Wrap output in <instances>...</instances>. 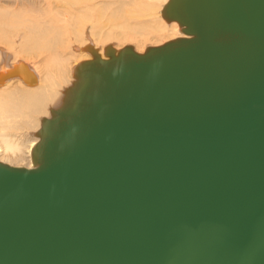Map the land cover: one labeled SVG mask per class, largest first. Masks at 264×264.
<instances>
[{"label": "water", "instance_id": "obj_1", "mask_svg": "<svg viewBox=\"0 0 264 264\" xmlns=\"http://www.w3.org/2000/svg\"><path fill=\"white\" fill-rule=\"evenodd\" d=\"M164 12L185 37L84 62L35 166L0 163V264H264V0Z\"/></svg>", "mask_w": 264, "mask_h": 264}, {"label": "bare ground", "instance_id": "obj_2", "mask_svg": "<svg viewBox=\"0 0 264 264\" xmlns=\"http://www.w3.org/2000/svg\"><path fill=\"white\" fill-rule=\"evenodd\" d=\"M168 1L15 0L0 7V33L9 37L15 32L17 37L14 46L0 36V45L7 46H0V163L35 166L38 151L34 148L44 135L42 124L57 110L73 105L78 87L88 76L93 79L89 88L97 84L93 76L97 63L84 62L109 59L125 47L144 53L185 37L181 25L164 12ZM160 9L170 24L159 16ZM115 29L119 32H111ZM75 32L85 36L82 47L71 44ZM115 38L118 41L111 42ZM147 42L151 45L145 47ZM21 63L24 66L17 74H6Z\"/></svg>", "mask_w": 264, "mask_h": 264}, {"label": "rangeland", "instance_id": "obj_3", "mask_svg": "<svg viewBox=\"0 0 264 264\" xmlns=\"http://www.w3.org/2000/svg\"><path fill=\"white\" fill-rule=\"evenodd\" d=\"M9 2V3H8ZM15 3V0L14 1H12V0H0V7H7V5H11V4H14ZM159 16L162 18V20H164L165 21V23L167 22L163 17H162V15H161V9H160V13H159ZM166 24H170V22H167ZM86 27L88 28V24H86ZM111 32H119V30H117V29H115V30H112ZM1 35V37H3L4 39H7V41L9 42V44L10 45H16L17 43H16V40H15V38H17L14 34H15V32L12 34L11 33V36H13V38L11 37V36H9V37H7V36H5V35H3L2 34V32L0 33ZM10 35V34H9ZM73 37H74V39H73V41L71 40V44L72 43H76L77 45H80L81 43H82V41H83V39H84V35L83 34H81V33H77V32H75V33H73V34H71ZM117 36H118V33H117ZM76 38V39H75ZM108 40V39H104V38H100V42L102 43V42H104V44H105V42ZM15 41V42H14ZM117 42L118 41V39L117 38H115V39H112L111 40V42ZM11 43H14V44H11ZM131 43H135V41L134 42H132L131 41ZM131 43H127V44H131ZM107 44H109V43H106L105 45H107ZM126 43H125V45H127ZM147 45H151V43L150 42H147L146 43V45H145V47L147 46ZM1 46V45H0ZM81 46V45H80ZM79 46V47H80ZM83 46V45H82ZM81 46V47H82ZM124 46V45H123ZM1 47H7V46H5V45H2ZM5 49V48H4ZM80 52H86L87 54H88V52L86 51V50H84L83 51V49H82V51H80ZM10 54V53H9ZM12 76H14V75H12ZM71 80H72V78H71ZM35 82V81H34ZM33 82V83H34ZM48 111V110H47ZM35 136V135H34Z\"/></svg>", "mask_w": 264, "mask_h": 264}]
</instances>
